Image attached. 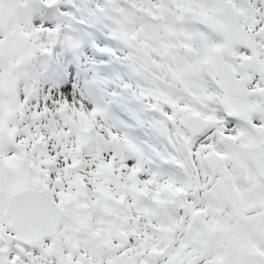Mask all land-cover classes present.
Masks as SVG:
<instances>
[{"label":"snow or ice","instance_id":"snow-or-ice-1","mask_svg":"<svg viewBox=\"0 0 264 264\" xmlns=\"http://www.w3.org/2000/svg\"><path fill=\"white\" fill-rule=\"evenodd\" d=\"M0 264H264V0H0Z\"/></svg>","mask_w":264,"mask_h":264}]
</instances>
